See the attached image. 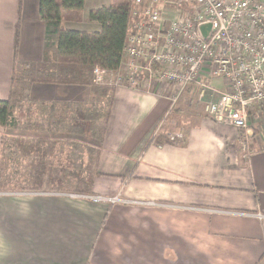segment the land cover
<instances>
[{
	"label": "crops",
	"instance_id": "crops-1",
	"mask_svg": "<svg viewBox=\"0 0 264 264\" xmlns=\"http://www.w3.org/2000/svg\"><path fill=\"white\" fill-rule=\"evenodd\" d=\"M111 1L84 0L81 20L62 26L97 31L87 13ZM43 43L38 0H0L1 100L8 98L15 60L46 68ZM168 87L109 92L102 133L80 146L90 154L85 166L96 170L90 194L0 191V264H264V105L255 107L256 134L243 159L233 128L179 112ZM105 101L88 86L30 84L25 131L0 126V148L5 139L3 152L19 157L4 170H42L33 165L35 155L12 149L8 140L15 137L44 140L45 169H61L64 149L56 139L82 141L77 115L86 121ZM176 133L183 138L171 139Z\"/></svg>",
	"mask_w": 264,
	"mask_h": 264
},
{
	"label": "built area",
	"instance_id": "built-area-1",
	"mask_svg": "<svg viewBox=\"0 0 264 264\" xmlns=\"http://www.w3.org/2000/svg\"><path fill=\"white\" fill-rule=\"evenodd\" d=\"M159 1H132L119 67H94L93 83L106 85V77L116 75L114 87L167 85L173 106L186 87L195 85L206 115L243 130L247 139L252 135L249 112L264 105V0ZM203 25H209L205 35ZM241 149L246 159V140Z\"/></svg>",
	"mask_w": 264,
	"mask_h": 264
},
{
	"label": "trees",
	"instance_id": "trees-1",
	"mask_svg": "<svg viewBox=\"0 0 264 264\" xmlns=\"http://www.w3.org/2000/svg\"><path fill=\"white\" fill-rule=\"evenodd\" d=\"M133 0H112L109 5L88 11L87 20L99 24L97 31L67 29L63 21H80L84 0H38V15L44 24L43 62L46 65L41 74H32L34 66L15 60L11 76L8 98L0 99V126L16 128V108L27 99L32 83H53L61 85L88 86L94 95L106 99L102 112L92 111L88 116L95 117L96 132L102 133L110 108L109 92L106 85L93 83V68L99 66L107 71H116L126 32L130 25V10ZM19 39V23L15 24L14 51ZM89 117V118H90ZM93 130V129H92ZM0 154L5 146L2 139ZM8 142L23 156L35 155L33 165L45 170V141L42 139L11 138ZM1 173V170H0ZM74 193L90 194L91 188L83 189V179H77Z\"/></svg>",
	"mask_w": 264,
	"mask_h": 264
},
{
	"label": "rangeland",
	"instance_id": "rangeland-1",
	"mask_svg": "<svg viewBox=\"0 0 264 264\" xmlns=\"http://www.w3.org/2000/svg\"><path fill=\"white\" fill-rule=\"evenodd\" d=\"M148 0H145L146 2ZM162 4H164L163 1L166 0H161ZM45 68L43 66H39L38 68H34L32 70L33 75L34 74H41ZM119 74H117L118 76ZM116 75H109L105 79L106 86L108 87H114L113 85H110L115 79ZM218 84H221L220 82ZM199 92L200 89L195 86V85H190L185 88V90L180 94L177 102L179 103V112H183L186 114L190 115H200L208 118L210 121H212L205 113L204 111V105L202 101L199 99ZM27 99H25L15 110L17 117L18 124H20L19 128L22 131H25L27 128V122H26V112L25 109L27 106L26 105ZM176 102V103H177ZM175 103V104H176ZM174 104V105H175ZM177 105V106H178ZM262 110V109H261ZM260 110L257 109H251L249 112V125L252 128V135L248 137L247 139L245 138L244 131L239 130L237 128H234L232 126L228 125H222V124H217L213 123L216 125L228 127V128H233L236 132L237 135V141H238V152L240 156L243 158L244 151H242L241 146L244 140H246L247 147L250 148L252 138L255 136V129L252 123L255 121L256 114L259 113ZM262 112V111H261ZM21 116V117H20ZM22 116L25 117L24 121H20V118ZM77 123H76V132L77 134H81V140L76 141V140H68L66 138H59L56 139L57 141V147H61V149H64L63 152L60 154L57 153L54 155L56 156L59 154L60 158L62 160V165H60L61 169H52L48 168L45 170H40L33 168L30 171H25L22 169L19 174H16L14 172V169L16 166H13L12 170H4L6 167L5 163H9L10 161L15 165V163H18L17 161L19 160L18 156L17 157H12L10 155V151H5L2 154H0V191L8 190L9 188H35V189H43V190H49L51 191L50 188H53L55 190H61V192H71V190H66L68 187H73L76 184L77 179H83V189L88 190V188H91L92 185V179L93 177L96 176V170H91L87 169L86 162L88 161V156L90 154L83 153L84 149H82L80 146H87L89 145L86 140L92 138V134H95V117H90L87 118L86 121L83 119L80 115H77ZM93 129V130H92ZM20 131H18L19 133ZM85 142H84V141ZM13 149V147H12ZM82 149V150H81ZM69 150V152H68ZM79 150V153H78ZM52 152V150H50ZM16 153V152H15ZM18 155V154H17ZM244 159V158H243ZM26 163H29V160L26 161ZM22 165H25V163L22 162ZM35 176V178H34ZM36 177H37V182H36ZM28 179V180H27ZM20 182H23L25 185H20L17 186ZM28 184V185H27ZM44 184V186H43ZM11 186V187H10Z\"/></svg>",
	"mask_w": 264,
	"mask_h": 264
},
{
	"label": "water",
	"instance_id": "water-1",
	"mask_svg": "<svg viewBox=\"0 0 264 264\" xmlns=\"http://www.w3.org/2000/svg\"><path fill=\"white\" fill-rule=\"evenodd\" d=\"M209 29V25H203V26H201V32H202V34H206V31Z\"/></svg>",
	"mask_w": 264,
	"mask_h": 264
}]
</instances>
